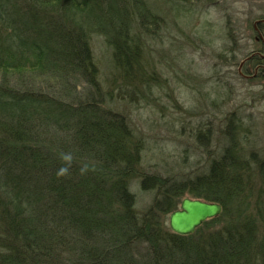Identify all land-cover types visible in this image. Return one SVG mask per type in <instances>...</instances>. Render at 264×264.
<instances>
[{"label":"trees","instance_id":"16d2710c","mask_svg":"<svg viewBox=\"0 0 264 264\" xmlns=\"http://www.w3.org/2000/svg\"><path fill=\"white\" fill-rule=\"evenodd\" d=\"M158 18L146 0H0V264H264V158L236 119L204 169L162 175L143 171V139L106 104L91 33L132 69ZM212 139L209 125L197 135ZM61 152L73 160L58 176ZM136 178L156 193L144 212ZM187 194L222 212L181 235L166 216Z\"/></svg>","mask_w":264,"mask_h":264},{"label":"rangeland","instance_id":"374dc122","mask_svg":"<svg viewBox=\"0 0 264 264\" xmlns=\"http://www.w3.org/2000/svg\"><path fill=\"white\" fill-rule=\"evenodd\" d=\"M146 1L159 18L154 36L143 39L138 67H118L105 36L91 33L106 104L125 114L144 141L143 171L204 169L224 148L231 115L245 148L264 158V72L249 60L264 58V0ZM208 125L213 139L198 141ZM130 188L144 212L155 190L142 189L139 178Z\"/></svg>","mask_w":264,"mask_h":264},{"label":"water","instance_id":"95a60500","mask_svg":"<svg viewBox=\"0 0 264 264\" xmlns=\"http://www.w3.org/2000/svg\"><path fill=\"white\" fill-rule=\"evenodd\" d=\"M221 212L222 204L217 201L185 196L180 208L171 212L169 225L173 232L189 235L205 221L220 215Z\"/></svg>","mask_w":264,"mask_h":264},{"label":"clouds","instance_id":"9594fccd","mask_svg":"<svg viewBox=\"0 0 264 264\" xmlns=\"http://www.w3.org/2000/svg\"><path fill=\"white\" fill-rule=\"evenodd\" d=\"M60 159L62 161H64L65 163L58 169L57 171V175L58 176H62V175H67L69 174V169L71 167V163L73 160V156L71 153H65V152H61L60 153ZM89 168L88 164H84L81 168H80V172L81 174L85 173Z\"/></svg>","mask_w":264,"mask_h":264}]
</instances>
